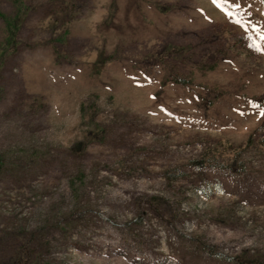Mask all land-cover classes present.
Here are the masks:
<instances>
[{"label":"rangeland","instance_id":"1","mask_svg":"<svg viewBox=\"0 0 264 264\" xmlns=\"http://www.w3.org/2000/svg\"><path fill=\"white\" fill-rule=\"evenodd\" d=\"M20 4L0 264H264V0Z\"/></svg>","mask_w":264,"mask_h":264},{"label":"trees","instance_id":"2","mask_svg":"<svg viewBox=\"0 0 264 264\" xmlns=\"http://www.w3.org/2000/svg\"><path fill=\"white\" fill-rule=\"evenodd\" d=\"M13 3H16L17 6H15V11L16 13H14V17L12 19H8V18H5L4 16L0 15V17L2 18V20L4 21L5 23V27H6V31H7V36H9V40H10V44L13 42V37H14V34H15V31L17 30V27H18V24L20 23V19L22 17V11H20L19 7L22 5L20 4V0H13ZM158 9H163L162 6H157ZM175 81H178V80H175ZM259 103H261V100L259 99L258 100ZM264 105V104H262ZM250 138V136H249ZM200 163V162H199ZM198 163V164H199Z\"/></svg>","mask_w":264,"mask_h":264}]
</instances>
